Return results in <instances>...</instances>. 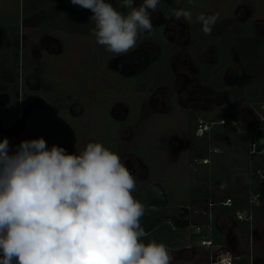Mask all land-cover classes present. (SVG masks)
Returning <instances> with one entry per match:
<instances>
[{
	"label": "rangeland",
	"instance_id": "1",
	"mask_svg": "<svg viewBox=\"0 0 264 264\" xmlns=\"http://www.w3.org/2000/svg\"><path fill=\"white\" fill-rule=\"evenodd\" d=\"M106 2L112 3L118 11L127 14L120 0H106ZM184 2L193 7L195 17L193 32L187 34L177 48H174L172 43L166 42L163 47L165 50L176 49L175 55L168 53L171 63L167 65L164 63L161 69L141 73L142 77L137 81L122 78L114 71L111 64L120 56L108 52L105 47L96 43L92 35L95 24L90 20L92 13L88 9L78 5L65 7L62 0H0V13L15 17L24 14V17L32 19L33 27L25 32L31 43L45 31L39 29L38 22L40 25L45 23L46 30L49 29L50 33L55 34L61 42L57 47V53L44 54L48 81H51L52 87L63 96L67 98L73 96L79 101L91 104L87 105L90 107L89 114H84L76 122L82 124L85 130L81 133L84 137L76 153L84 150L89 142H100L117 153L129 171H135L131 174L136 178V188L140 182L145 188L149 184L160 182L169 193L172 203L186 204L193 184L192 176L202 169L201 165L191 157L193 150L199 147V143L197 141L195 144L190 133L192 124L189 117L190 107L187 101L185 103L183 101L184 106L176 103L178 97L176 93L171 96L168 91L156 94L155 92L162 88L168 90L169 87L172 88L171 90L173 88L176 90L183 85L177 79L182 74L191 77L192 81L189 82L193 85H190L189 89L192 91L197 87L196 85L203 83L207 86L214 84L222 88L226 87L229 99L235 104L201 114L203 121L197 135L203 133L200 129L204 127L203 130L209 140L207 147L209 151L222 152L225 138L221 130L213 131V127H206L205 122L213 123L218 120L220 122L222 118L236 112L240 117V130L242 132L253 130L259 119L258 115L264 117V34L260 33L254 22L248 23L242 19L243 16H253L254 19L264 18V0H184ZM201 14H218L219 18L210 35L202 31V25L197 20ZM259 28L264 31V24L259 25ZM189 38L191 40L188 41ZM142 41L143 37L139 35L136 47L124 54L134 53L133 51ZM2 43L0 42V99L3 96L5 98L6 94H10L11 97L17 94L15 89L18 86L17 72L20 73L21 69L15 63L17 53L10 51L8 54L9 43H6L5 47H2ZM30 61L35 63L36 60L32 57L31 51H28L25 68ZM181 61H187L189 67H182ZM174 63L178 66V73H175L172 67ZM192 94L193 92H189L186 95L192 98ZM140 99L143 101L142 105L140 101L138 103ZM170 100L173 102L169 103ZM119 102H127L132 106L131 108H136L130 112L137 109L139 112L135 131V140L137 139L138 142L136 144L134 139L130 141L128 138L131 133L126 131L125 140L120 141L123 152L116 147H110L102 136L108 133L117 134L116 129L118 131L119 128L112 115V109ZM98 104L99 107L96 108ZM11 106H15L14 101ZM62 107L66 105L55 103V108ZM1 109L0 106V111ZM69 120L59 115L48 119L46 126L41 130V136L39 134L41 128L32 129V132L36 133L35 139L42 138L45 134L43 130L46 132L59 129L60 125H70ZM50 135L51 138L52 133ZM251 136L258 143L262 142L258 135L254 136L252 133ZM137 145L143 153L142 156L134 153L132 147ZM128 160L131 162L129 163ZM227 194L221 198L227 197ZM204 205L208 206L205 203ZM191 213V222L195 219L199 220L203 215L201 210L194 213L191 210ZM260 235H262V243L256 244V252L261 263L264 264V227Z\"/></svg>",
	"mask_w": 264,
	"mask_h": 264
},
{
	"label": "clouds",
	"instance_id": "2",
	"mask_svg": "<svg viewBox=\"0 0 264 264\" xmlns=\"http://www.w3.org/2000/svg\"><path fill=\"white\" fill-rule=\"evenodd\" d=\"M91 11L92 35L116 55L136 47L137 38L153 30L151 13L160 0H120L127 14L106 0H70ZM218 14L197 20L210 35ZM175 21L192 19L174 10ZM223 122V120H222ZM136 178L120 156L100 142L68 153L49 148L43 138L21 141L9 153L0 140V264H172L163 243L146 236V206L132 193ZM260 193L251 195L258 202Z\"/></svg>",
	"mask_w": 264,
	"mask_h": 264
},
{
	"label": "flooded vegetation",
	"instance_id": "3",
	"mask_svg": "<svg viewBox=\"0 0 264 264\" xmlns=\"http://www.w3.org/2000/svg\"><path fill=\"white\" fill-rule=\"evenodd\" d=\"M62 2L65 7L73 6L70 3V0H62ZM141 2L142 0H134V6H139ZM122 8L126 13L130 11V9H126L124 7ZM176 9H184L190 11L192 13L191 21H175L174 10ZM68 17L70 18L71 16L69 15ZM252 17L253 16H243L242 20L248 23L254 22L260 33L264 34V31L259 28V25L264 24V18L254 19ZM151 19L153 30L140 34L143 37V41L139 44L137 49L133 51L134 53L119 55L120 57L115 59V61H113L111 64V66L114 68V71L117 72L122 78L137 81L142 77L140 75L141 73L143 74L151 70L161 69L163 68L164 63H166V65L170 64L171 60H169L168 53L173 56L176 54V49L165 50L163 48L165 46L164 44L166 42L172 43L175 46L174 48L180 46L183 40L186 38L187 34L193 32L192 26L194 24L195 17L193 7L184 2V0H160L158 10L155 13H151ZM32 23V19L24 17V14L21 15V17H15L9 14L0 13V42L4 43H2V47H5V44L9 43L7 52L8 54L10 51L17 53L15 63H17V67L20 66L21 68L20 73L17 72L16 84L18 86L17 88H15L17 94H15L13 97H11L10 94H6L5 98H3V96L2 99H0V106L2 108L0 111V140H3L5 137L8 138L9 153L12 154L15 152L17 146L21 143V141L29 140L28 136L30 135V133H33L31 132L32 129L41 128L39 132L41 136V130L44 128V126H46L47 120L50 118L53 119L56 115H59L63 118L70 119V125H60L58 127L59 129H52L46 132L45 130H43L42 132H44L45 134L42 136V138L46 141V144L49 148H51L53 145H57L65 148L66 151L70 154L76 153L77 147L81 144L80 141H82V138L84 137L81 133L85 131L84 126H82V124L79 125V123L76 122L84 114H89L90 107L87 106L89 102L86 103V101H79L73 96L67 98L63 96L59 91H57L54 87H52L53 83L51 81H48L46 75L44 54L57 53V47L61 42L55 34L52 35V33H50L51 31H49V29L46 30L45 23H42L40 25L38 22L39 29H44L45 31H41L42 33L41 35L39 34V37L36 39V41L31 43L29 37L25 32L27 29L33 27ZM189 40H191V38H189L188 41ZM201 44L202 43L200 42V45ZM28 51H31L32 57L36 61L35 63L33 61H30L27 68H25L24 63L26 64V56ZM186 62L187 61H181L182 67H189ZM172 67L175 73H178L177 64H172ZM189 69L191 71V68ZM190 78V76H185L182 74L179 78H177L182 82V86L178 87L176 90H174V88L173 90H171L172 88L170 87L167 88L168 90L162 88L161 90H156L155 94L159 92L166 93V91H168L172 96L176 93L175 95H178V99L176 98L175 101L181 106H184L185 101H187L190 107L189 117L191 118V120L193 115L194 117H199L200 121L197 124L198 126H200V124L202 123L203 119H201V116L206 114L205 112H213L217 109L219 110L221 107L228 108L231 107L232 104H235L233 100L229 99V92H227L226 87L222 88L214 84L213 86H207V84L203 83L204 85H196L197 87L192 91L191 89H189V86L193 85L192 82H189L192 81V79ZM189 92H193L192 98H188V96L186 95ZM13 101L15 105L14 107L11 106ZM36 101H40V108L34 109L26 116L23 131L17 135L8 134L6 130L13 128V126L16 125L24 117V112L27 107ZM139 101L142 105V99L138 100V103ZM172 102L173 100L169 101V103ZM55 103L56 105L59 103H64L66 107L55 108ZM98 107L99 104L96 106V108ZM131 107L132 106L127 102L116 103V107L112 109V115H114V118L117 121L116 124L119 128V132L116 129L117 134L113 133V135H110L108 133L107 135H102L104 140L108 142L110 147H116L119 151H122V149L120 148V141L125 140L126 131H129L131 133L130 137L128 138L130 141L134 139L136 144L138 142L137 139L135 140V131L138 126L137 116L139 112L137 109V111H132L133 114H131V110H136L135 107ZM77 109L79 110V112H77ZM140 112H142V109ZM258 116L259 119L256 121V127L253 130L248 131L250 134H252L257 127L260 130V126L262 121L264 120V117H262L261 115ZM220 117L221 114L219 118ZM222 120H225V118H222L220 122L218 120V123L214 121L213 123L205 122V124H207L206 127L228 124L226 120L225 123L222 124ZM240 124V120L235 124L233 123V125L236 127L235 129L238 130H240ZM197 132L196 136L192 135L190 127V133L194 138L195 144L197 138L202 137L205 133L203 132L201 135H197ZM50 133H52L51 138ZM52 138L54 140H51ZM71 146H73V148ZM132 148L134 149L135 154H137L138 156H142L143 153L141 149H139V145ZM214 152L221 151L215 150ZM192 155L193 153L191 154V157ZM128 162L130 163L131 160H128ZM130 172L135 173V171L133 170H130ZM151 185L152 184H149L145 188L140 182L138 183V187L135 190H141L142 192H144L145 197ZM167 194L170 198L168 192ZM172 224L175 225L174 223ZM235 257L237 256L235 255Z\"/></svg>",
	"mask_w": 264,
	"mask_h": 264
},
{
	"label": "trees",
	"instance_id": "4",
	"mask_svg": "<svg viewBox=\"0 0 264 264\" xmlns=\"http://www.w3.org/2000/svg\"><path fill=\"white\" fill-rule=\"evenodd\" d=\"M228 124L213 126V131L221 130L224 134V143L222 152L209 151L208 137L206 132L202 137H198L199 147L193 151L192 158L198 162L202 169L192 176L193 184L190 189L188 203L174 202L178 205L188 206L192 212L202 209L206 199L211 201L213 208L223 210L229 214L237 215L238 212L254 213V219L258 214L261 204L255 205L251 200V195L260 193L264 195V179L259 172L264 174V154L254 153L253 145L255 139L249 132H242L233 125V122L240 120L238 113H232L225 118ZM199 117H192L191 133L196 136L199 129L197 125ZM32 132V131H31ZM36 133H30L29 140L35 139ZM259 136L264 139V120L261 123ZM217 149V147H215ZM204 160H209L204 163ZM248 175V186L244 192L240 193L234 190V182L240 174ZM222 179L229 189V195L220 199L211 189V182L215 179ZM132 195L136 200L144 197V192L135 190ZM230 200V205L225 203ZM249 231L250 224L248 221L243 223ZM197 228L201 233L197 234ZM208 239L212 241L213 246L225 243V237L214 226L209 212L203 219H195L190 227H177L169 221H163L159 226L154 228L150 233L142 238V242L148 243L155 240L157 243H163L167 248L178 249L187 246L196 247L198 241ZM251 259L248 256L239 260H234V264H250ZM191 264H211L210 261H195Z\"/></svg>",
	"mask_w": 264,
	"mask_h": 264
},
{
	"label": "crops",
	"instance_id": "5",
	"mask_svg": "<svg viewBox=\"0 0 264 264\" xmlns=\"http://www.w3.org/2000/svg\"><path fill=\"white\" fill-rule=\"evenodd\" d=\"M253 133L254 136H259L258 127ZM261 140L262 142L259 143L264 142V139ZM255 142L258 144L256 139ZM261 153L264 154V151ZM247 186L248 175L244 174L242 176V174H240L235 180L233 188L235 191L242 193L246 190ZM211 189L220 199H223L221 197L227 193L228 194L226 196H228L230 192L226 184L220 178L213 181ZM259 202L261 204V208L254 221L249 222L251 224L250 230L248 231L243 224L247 221H240L237 216L229 214L223 210H215L211 201L206 199L204 203L208 206L206 205L207 207H205L204 205L202 209H199L203 213L202 218L199 220L203 219L207 212H209L214 226L222 235H224L225 243L210 248L197 245L191 250L168 248L171 256L173 257L172 264H191L195 261L211 262L213 259L219 260L221 258H233L235 255L237 257L242 256V258L249 255L251 259L250 264H262L260 258L257 256L256 244L262 243V235L260 234L262 233L264 227V225H262L264 223V195H262L261 199H259ZM191 223L192 222L190 220V226Z\"/></svg>",
	"mask_w": 264,
	"mask_h": 264
},
{
	"label": "water",
	"instance_id": "6",
	"mask_svg": "<svg viewBox=\"0 0 264 264\" xmlns=\"http://www.w3.org/2000/svg\"><path fill=\"white\" fill-rule=\"evenodd\" d=\"M40 101L30 104L24 112V117L13 126V128L6 130L8 134H19L23 131L26 116L36 108L39 107ZM264 151V142L257 144V152ZM146 206V214L142 219V224L145 228L146 234L150 233L154 228L160 225L163 221L174 223L177 227L190 226L191 208L188 206L178 205L172 203L165 187L159 183H153L145 197L139 200ZM189 250L188 248H182ZM181 250V249H178ZM221 260V259H219ZM216 259H213L215 262Z\"/></svg>",
	"mask_w": 264,
	"mask_h": 264
},
{
	"label": "built area",
	"instance_id": "7",
	"mask_svg": "<svg viewBox=\"0 0 264 264\" xmlns=\"http://www.w3.org/2000/svg\"><path fill=\"white\" fill-rule=\"evenodd\" d=\"M221 123L224 124L225 123V120H223V122L221 121ZM233 123L235 124L236 122H233ZM200 130L202 132H204L203 127H201ZM253 152L254 153H259V152H257V143L256 142L253 145ZM208 162H209V160H204V163H208ZM259 174L264 179V174L261 173V172H259ZM260 199H261V197H260ZM253 203L255 205H260V202L259 201L258 202H253ZM230 204H231V201L230 200H228L225 203V205H230ZM236 216H237L238 220H240V221H248V222H253L254 221V213H253L252 210L249 213L238 212ZM196 233L197 234H200L201 233V229L200 228H197ZM197 245L198 246H201V247H208V248L213 247L212 241H210L208 239H203V240L198 241V244ZM183 248H188L189 250H191V249H194L195 247L187 246V247H183ZM178 249H182V248H178ZM241 258H242V256H240V257H233V258H231V257L230 258H221V260L216 259L215 262H213V260H211L210 263L211 264H234V260H239Z\"/></svg>",
	"mask_w": 264,
	"mask_h": 264
}]
</instances>
